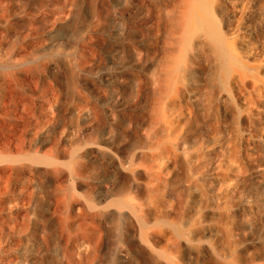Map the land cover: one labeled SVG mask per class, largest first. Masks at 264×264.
Wrapping results in <instances>:
<instances>
[{"label": "bare ground", "instance_id": "1", "mask_svg": "<svg viewBox=\"0 0 264 264\" xmlns=\"http://www.w3.org/2000/svg\"><path fill=\"white\" fill-rule=\"evenodd\" d=\"M77 2L0 0V264H264V0Z\"/></svg>", "mask_w": 264, "mask_h": 264}, {"label": "rangeland", "instance_id": "2", "mask_svg": "<svg viewBox=\"0 0 264 264\" xmlns=\"http://www.w3.org/2000/svg\"><path fill=\"white\" fill-rule=\"evenodd\" d=\"M79 1H81V3L80 2H77V6L78 7L76 8L75 13L73 14V16H72V18L70 20L71 21L70 22V25H68V27H67V28H69L67 30L71 34V37L73 39H75V40H76V37H78L79 34L81 35V33H82V30L81 29H83L86 26V24L90 23L92 13H94L93 12L94 11L93 10L94 9V0H79ZM114 6L115 5L112 3L108 9H110L109 11H111L113 8L116 9V11L118 12L119 20L121 19V21L122 20L126 21L128 19V17L131 16V14L133 13V7H132V5H128V6L126 5L124 7L123 6H119V8L118 7H114ZM107 17H108V15H107ZM105 18H106V16H105ZM111 22H112L111 20H109L108 18H106V20H104V24H105L104 26H105V28L108 27L107 29H109V28L111 29L113 27V24ZM70 28H72V29H70ZM107 34L108 33L106 32V33H103V34L99 35L98 37H93V38H95V40H101L102 39L103 42H104V44H106V46L104 45V48H98V49H94V50L93 49H90V48L88 49V46L86 47L85 46V43L81 44V46H80V48L83 47V48L80 49V51L82 52V54L83 53H84V55H87L88 54L89 57L94 56L96 59L99 60L101 66H104V64L105 65L107 64L108 54H109V52L111 50H113V48L114 49H119L120 48L119 47L120 46L119 39L114 38V37L111 38ZM80 35H79V37H80ZM103 38H105V39H103ZM95 40H93V41H95ZM84 47H86V48H84ZM58 64L59 63H57V65ZM59 66L63 69V67L61 66V64H59ZM60 67H59L58 71H61L62 70ZM63 71H64V69H63ZM53 72L57 74V70H55ZM67 97H63V100L62 101H64V99H66ZM70 98L71 97H68L69 100L68 101L65 100L64 102L67 101L69 103L70 100H72V98L71 99ZM64 102H63V104H64L65 107L64 106H63V108L60 107V110L62 111L61 114H63L62 115V118L64 120V124H66L67 126L68 125L70 126V125H73V124H74L73 126H75V125L77 126V124H78L77 122L79 121V120H77V116L74 115V114L72 115L71 112H69V110H67V107H66V105H65ZM66 125H65V127H66ZM62 133L66 134V131L65 132H62ZM61 134H60L59 137L60 138H62V137L64 138L65 135L62 134L63 136H61Z\"/></svg>", "mask_w": 264, "mask_h": 264}]
</instances>
